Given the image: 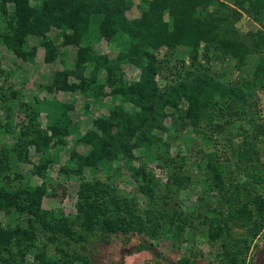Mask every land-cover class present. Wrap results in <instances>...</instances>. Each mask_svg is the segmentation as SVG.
I'll return each instance as SVG.
<instances>
[{"label":"trees","instance_id":"obj_1","mask_svg":"<svg viewBox=\"0 0 264 264\" xmlns=\"http://www.w3.org/2000/svg\"><path fill=\"white\" fill-rule=\"evenodd\" d=\"M37 1L31 5L30 0H0V14L7 19L8 25V30L0 33L2 43L16 56L28 59L36 53V47L30 46L28 40L39 37L46 62H52L58 57L60 46H74V56L72 59L65 56L61 60L62 68L54 72L49 89L53 87L56 91L77 92L97 101L99 96L106 95L105 87H109L110 95L132 103V111L128 114H123L122 109L112 111L111 118L95 122L80 136L79 141L88 145L89 151L86 154L73 152L70 155L78 159L77 171L81 172L80 169L87 166L94 169L97 165L112 169L115 161H121L134 172V182L139 187L146 186L150 192L153 189L150 173L146 172L144 166L137 167L132 162V148L141 146L148 151L151 143L170 146L174 138L162 140L154 133V129L159 128L166 117L163 111L155 112L156 102H161L163 110L167 103L172 106L170 116L174 129L183 132L190 127L200 137L201 143L194 148L195 160L191 164L197 161L199 168L206 169L209 187L217 191L224 188L225 160L232 159L234 162L232 179L239 175L245 177L240 181L238 177L235 182L230 179L227 201L242 209L247 207L246 204L253 206L255 218L251 221L248 233L250 237L257 235L264 222V164L260 166L257 157V143L264 138V123L254 124L253 119L244 116L247 115L246 109L254 104L248 100V91L253 87V82H246L243 86L236 82H241V78L232 83L223 82L211 72L210 67L225 63L233 64L235 71L249 67L252 74L264 73V30L257 25L255 29L244 33L236 26L244 14L253 22H261L264 17V0H146L139 6L140 15L127 23L123 15L131 0ZM52 27L59 28L54 38L59 44L47 38V32ZM101 40L119 48H116L114 57L93 51V46ZM163 46L167 51L179 50L182 56L183 51H186V57L192 63H200L204 58L208 64L203 69L195 66L192 70H186L184 80L178 85H172L166 97H156V86L152 78L161 67L158 64L155 66L154 62L157 60L156 53ZM122 47L125 50H121ZM122 59L140 68L136 79L125 80ZM181 60L183 64L184 59ZM36 99L37 104L43 103ZM44 103L52 106L56 99ZM41 112V108L33 114L25 110L23 112L29 122L21 130V135L30 134V140L19 137V142L15 143L16 157L19 159H28L30 144L34 145V150L42 157L43 153L50 151L49 143L52 139L67 132V126L57 128L47 125L46 129H50L51 135L46 129L40 130V123L33 122ZM149 113H154L150 121ZM8 123L5 120L4 127L7 128ZM113 126L118 130L112 132ZM97 129H102V132ZM225 130L229 132L225 136L238 134L242 140L237 143H233L230 138L220 141L219 137L226 133ZM131 139H135L133 142L139 139V143L133 144ZM204 146L209 150L205 152ZM198 148L203 150L199 158ZM52 159H41L35 173L42 176V169ZM171 160L174 161L173 158ZM184 163V156H180V170ZM2 168L0 164V177ZM261 169L263 172L259 173ZM3 180L6 184L11 183L9 176ZM187 180L188 177L178 175L173 176L172 182L180 186ZM94 184L90 178L82 180L78 186L77 219L85 232H99L107 241L112 236H123L124 243L136 236L139 242L132 250L155 252L153 264H163V261L170 264H202L185 256L173 259L162 249H157L148 238L156 232L149 230L151 220L140 213L133 214L126 198L115 197L109 203L99 200L97 196L100 189H93ZM46 191L44 184L22 185L16 190L0 185V208H13L26 213L28 219H34L46 233L71 235L64 216L56 217L50 210L42 208ZM214 209L211 220L224 219L222 208ZM238 210H226L228 217H238L243 212ZM182 214L179 223H188L190 213ZM35 227L30 220L27 227L15 231L0 227V260L6 261L4 253L10 252L14 236H17L15 242L20 251L24 240L33 246ZM224 231L225 228L219 223L213 228L211 225L207 236L218 241ZM40 256H45L41 264H52L44 253Z\"/></svg>","mask_w":264,"mask_h":264},{"label":"rangeland","instance_id":"obj_2","mask_svg":"<svg viewBox=\"0 0 264 264\" xmlns=\"http://www.w3.org/2000/svg\"><path fill=\"white\" fill-rule=\"evenodd\" d=\"M36 2L38 1L30 0L31 5H35ZM145 2L146 0L129 1L123 15L124 22L137 18L140 15L139 6ZM166 19L168 20L169 17L166 16ZM257 25L264 30V17L261 22H253L244 14L236 23V26L244 33L249 29H255ZM7 30V19L0 14V33ZM58 31L59 28L52 27L47 32V38L54 41ZM39 41V37L29 38V45L36 47V53L28 59H23L7 48L0 38V164L3 167L0 185L16 190L22 185L44 184L47 191L43 195L42 208L50 210L56 217L64 216L71 229L68 228L71 235L61 234V232L46 233L34 219H28L29 216L26 213L18 212L13 208H0L2 229L15 231L25 228L28 220L36 226L34 245L24 240L20 251L15 242L17 236H14L10 252L4 253L6 261L0 260V264H41L45 257L40 256L41 253L50 258L52 264H118L119 262L153 264L155 252L132 250L139 242L138 237H132L124 243V237L117 235L110 237L107 241L99 232H85L79 226L76 210L79 199L78 186L82 180L90 178L95 182L93 189H100L97 196L99 200L109 203L115 197L126 198L133 214L140 213L143 217H148L151 220L148 224L149 230H156L154 236H148L149 240L170 258L178 259L185 256L202 264H264V222L259 233L250 237L248 228L255 218L253 206L246 204L247 207L242 209L235 203L230 204L227 201L230 179L235 182L238 177L239 181L245 177L239 175L232 179L234 176L232 170H235L234 162L232 159L225 160L224 188L219 192L209 187L206 169L199 168L197 161L191 164V161L195 160L194 148H197L199 142L201 143L200 137L190 127L183 132L174 129L170 116L172 106L167 103L163 110L161 102H156L157 111L155 112L163 111L166 117L158 126L159 128L154 129V133L162 140L174 138L170 146L167 147L163 143H151L148 151L141 146L132 148L134 155L132 162L137 167L144 166L146 172L150 173L151 184H153L151 193L146 186L139 187L134 182V172L132 173L128 165L121 161L114 162L113 168L117 169H107L103 165H97L94 169L89 166L83 167L82 170L80 169L81 172H78V159L70 155L73 152L86 154L89 151V146L79 141L80 136L95 122H103V118L105 120L111 118L112 111L122 109L123 114H128L132 111V103L110 95L109 87H105L106 95L99 96L97 101L77 92L56 91L53 87L49 89L54 72L62 68L61 60L65 56L72 59L76 48L60 46L58 57L52 62H46L44 47ZM54 42L59 44L58 40ZM116 48V45L101 40L93 46V51L114 57L119 49ZM121 50L125 48L122 47ZM179 53L177 49L167 51L164 46L156 53L155 66L158 64L161 67L152 78L156 86V97L164 96L172 85L182 82L186 77V70H192L195 66L203 69L208 64L205 63L204 58L200 63H192L190 59H187L186 51H183V56ZM257 56L259 57V53ZM262 57H264V51ZM181 59H184L183 64ZM212 66L211 72L223 82L232 83L240 78L241 82L236 81L241 83L240 86L246 82H253V87L248 91L250 93L248 100L254 104L246 109L247 115L244 116L246 119L247 117L253 119L254 124H263L264 120L257 116L256 104L264 97V73L252 74L253 71L249 67L246 70L235 71L233 64L217 63ZM121 67L125 80H134L138 77L140 68L133 62L122 59ZM36 98L43 103L37 104ZM54 98L56 99L54 105L47 106L44 103ZM38 108H41L42 112L33 123L38 121L40 130H45L47 125L57 128L67 126V132L54 137L49 143L50 151L43 153L42 157L34 150V145L30 144L28 159H19L15 152L18 138L27 137L30 140V134L21 135V130H24L29 122L23 112L25 110L33 114L35 110L38 111ZM148 117L150 121L154 118V113H149ZM5 120L9 122L7 128L4 127ZM111 129L112 132L118 130L116 126ZM46 130L51 135L50 129ZM97 131L102 132V129ZM225 135H229V132L226 131L219 137L220 141L224 142L230 138L233 143H237L242 140V136L238 134L230 135V137ZM134 140L131 139L130 142L139 143V139H136V142H133ZM257 148V157L261 166L264 164V138L259 140ZM203 149L205 152L209 150L205 146ZM196 150L198 158L199 155H203L202 149ZM180 156L185 158L184 167L181 170L178 167ZM48 157L53 158L52 161H49L48 166L42 169V176L37 175L35 173L37 164L41 159ZM171 158L174 161H169ZM261 170L259 173L263 172ZM178 175L186 176L189 180L178 186L172 182L173 176L178 177ZM6 176H9L11 183L4 182L3 178ZM139 182H141L140 178ZM214 208H222L224 219L211 220ZM231 208L233 211L239 209L243 212L239 213L238 217L229 218L226 210ZM178 212L181 213L179 217ZM182 213H190V219L186 224L179 223ZM218 223L225 228V231L218 241H214L208 238L207 232L211 225L213 228ZM64 253L68 255L65 256ZM163 264L170 263L163 261Z\"/></svg>","mask_w":264,"mask_h":264},{"label":"built area","instance_id":"obj_3","mask_svg":"<svg viewBox=\"0 0 264 264\" xmlns=\"http://www.w3.org/2000/svg\"><path fill=\"white\" fill-rule=\"evenodd\" d=\"M256 112L257 116L264 120V98L257 101Z\"/></svg>","mask_w":264,"mask_h":264}]
</instances>
